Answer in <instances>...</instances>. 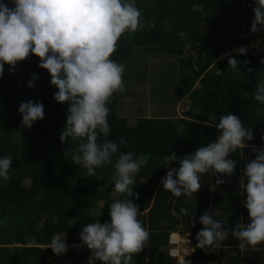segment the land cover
Masks as SVG:
<instances>
[{
	"label": "trees",
	"instance_id": "obj_1",
	"mask_svg": "<svg viewBox=\"0 0 264 264\" xmlns=\"http://www.w3.org/2000/svg\"><path fill=\"white\" fill-rule=\"evenodd\" d=\"M3 2L14 7L11 0ZM136 2L155 26H146L134 35L126 33L118 41L112 59L125 65V91L114 94L108 105V139L123 137L126 144L120 151L133 152L145 162L136 176L139 199L133 200L140 207L139 220L150 232V245L131 264H177L167 251L169 234L179 232L196 246V234L203 228L199 217L205 211L219 213L214 219L224 221L229 236L218 251L196 247L193 258L197 264H264V245L241 254L239 241L231 234L236 223L248 220L240 180L245 163L254 158L251 147L231 155L237 168L231 178L222 177L224 184L216 185L210 170L201 176L202 188L191 198L175 197L163 191L161 183L170 167H179L178 160L169 165L165 156L175 152L182 158L215 140L219 130L206 125L218 123L222 114L238 115L246 127L253 128L249 145L264 144V104L253 97L257 79L264 78L260 62L264 53L233 54L238 60L250 61L247 67L240 65L241 71L220 59L234 47L258 39L259 33L250 31L253 0ZM39 59L31 55L18 62L14 73L5 64L0 78V157L13 158L9 179L0 178V264H87L90 250L72 245L80 244L83 226L110 221V204L120 196L113 190L114 168L102 166L92 177L73 163L71 154L80 141L69 138L66 144L61 142L68 105L54 99L58 89L51 84L49 72L38 66ZM167 62L171 63V76L160 67ZM248 67L255 71L248 72ZM34 74L38 76L35 88H29L27 83ZM148 82L152 86L149 96ZM161 87L182 103L180 117L175 118L172 108L168 116L164 103L173 102L155 94ZM28 100L40 101L45 107V118L31 129L21 128L18 112L19 104ZM148 104L154 108L153 115L147 113ZM117 158L114 155L113 161ZM181 207L188 208L189 216L180 214ZM193 213L194 227L190 222ZM54 233H66L69 250L62 255L47 247Z\"/></svg>",
	"mask_w": 264,
	"mask_h": 264
},
{
	"label": "clouds",
	"instance_id": "obj_2",
	"mask_svg": "<svg viewBox=\"0 0 264 264\" xmlns=\"http://www.w3.org/2000/svg\"><path fill=\"white\" fill-rule=\"evenodd\" d=\"M14 7L0 0V78L5 64L14 73L18 62L38 56L40 68L46 69L51 76V84L56 86L54 99L61 104L67 103L66 122L60 135L62 143L79 140L78 149L71 158L74 164L87 170L86 176H96V169L112 165L114 191L120 196L110 204V221H95L82 227L80 244L72 247H87L91 255L87 264H131L134 256L139 255L150 245V232L139 220L140 207L133 200L139 199L135 191L136 176L144 161L133 152H121L120 146L126 144L123 137L119 141L108 139L111 126L108 120L114 94L125 91L123 74L125 65L112 59L118 50V41L126 33L134 35L145 27L154 28L152 20L145 18L136 0H11ZM254 17L251 22L252 33H264V0H253ZM258 39L252 44L234 47L220 59H227L229 68L240 70L250 61H241L233 54L246 55L254 51L264 53V42ZM264 64V58L260 61ZM248 72L255 71L248 67ZM35 74L27 83L35 88ZM246 83L251 81L245 80ZM256 101L264 104V78H258L253 91ZM177 106L182 103L176 99ZM18 112L22 115L21 128L31 129L37 121L45 118L42 102L28 100L21 102ZM169 116V115H168ZM218 123L207 124L219 130L213 141L199 147L194 153L179 158L175 152L165 156L171 165L179 161V167H170L162 177L163 191L175 197L191 198L202 185L201 176L210 170L215 174V184L231 178L237 168V161L231 158L240 149L251 147L254 158L245 163L242 169L240 189L244 207L248 210L247 222L236 223L231 234L239 243L243 254L249 248L259 250L264 245V144L249 145L253 140V128L245 126L238 115L222 114ZM264 139V137H262ZM69 153L65 150V156ZM118 158L113 161V156ZM13 158L0 157V178L9 179ZM180 214L189 216L187 207L180 208ZM217 211H205L199 217L203 228L196 234L195 247L206 252L221 249V244L229 236ZM191 225L197 223L195 213L191 214ZM186 236L173 231L169 234L167 251L179 248L182 257L193 262L194 258L181 250ZM188 239V238H187ZM190 240V239H189ZM191 241V240H190ZM47 247L56 255L69 250L66 233H54ZM193 258V259H192ZM209 261H205L202 264ZM194 263V262H193ZM192 263V264H193ZM201 264V263H200Z\"/></svg>",
	"mask_w": 264,
	"mask_h": 264
},
{
	"label": "rangeland",
	"instance_id": "obj_3",
	"mask_svg": "<svg viewBox=\"0 0 264 264\" xmlns=\"http://www.w3.org/2000/svg\"><path fill=\"white\" fill-rule=\"evenodd\" d=\"M259 35H261V33H259ZM260 42H264V39H261L260 40ZM264 45V44H263ZM160 67H161V70H162V72L166 75H169L170 73H169V69H170V67H171V63L170 62H167V63H163V64H160ZM170 76H171V74H170ZM173 76V75H172ZM162 82H164V80H162ZM151 83L150 82H148L147 83V95L149 96L150 95V93H149V90L152 88V86L150 85ZM165 87H161V88H159V92H156L155 94H157V95H163L165 98H166V100H168V101H171V102H173V104L172 103H169V102H167V101H165V103L163 102V99H162V102L164 103V105L168 108V112H169V116H170V108H172V111H175L174 112V114H175V118H177V117H180L181 116V106H177V103H176V101L174 102V100L176 99V98H178L175 94H173L171 91V94L170 95H168L167 93H165L164 91H163V89H164ZM146 96H142V98H145ZM174 97V98H173ZM152 105L150 104H148V106H147V113H149V115H153V113L151 112V109H153L154 110V108H152L151 107ZM195 244H193L192 243V241H190L189 239H187V237H186V239H185V242H183L182 243V245H181V250L182 251H184L185 252V254L186 255H189L190 257H193V254H194V252H195ZM193 259V258H192ZM57 262V261H56ZM56 262H52L51 264H55ZM193 264H197V262H195V260H193ZM198 264H200V263H198ZM202 264V263H201ZM204 264H208V262H206V263H204Z\"/></svg>",
	"mask_w": 264,
	"mask_h": 264
},
{
	"label": "built area",
	"instance_id": "obj_4",
	"mask_svg": "<svg viewBox=\"0 0 264 264\" xmlns=\"http://www.w3.org/2000/svg\"><path fill=\"white\" fill-rule=\"evenodd\" d=\"M170 254H171L172 256H174V257H177L178 260H180V254H181V251H180L179 248H171V250H170ZM184 260H185V259H184ZM185 261H187V260H185ZM187 262H189V261H187ZM180 264H181V263H180Z\"/></svg>",
	"mask_w": 264,
	"mask_h": 264
},
{
	"label": "bare ground",
	"instance_id": "obj_5",
	"mask_svg": "<svg viewBox=\"0 0 264 264\" xmlns=\"http://www.w3.org/2000/svg\"><path fill=\"white\" fill-rule=\"evenodd\" d=\"M179 262H180L181 264H188V262L184 260V258L182 257L181 254H180V260H179ZM192 263H193V262H191V264H192Z\"/></svg>",
	"mask_w": 264,
	"mask_h": 264
}]
</instances>
